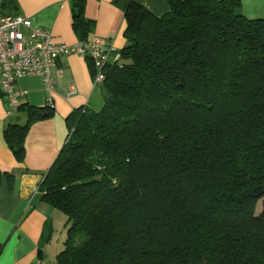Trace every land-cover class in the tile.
I'll list each match as a JSON object with an SVG mask.
<instances>
[{"label": "trees", "instance_id": "obj_1", "mask_svg": "<svg viewBox=\"0 0 264 264\" xmlns=\"http://www.w3.org/2000/svg\"><path fill=\"white\" fill-rule=\"evenodd\" d=\"M165 1L161 17L128 1L105 105L67 118L39 186L67 218L56 264H264V19L237 0ZM19 111L5 138L22 158L43 112Z\"/></svg>", "mask_w": 264, "mask_h": 264}, {"label": "crops", "instance_id": "obj_2", "mask_svg": "<svg viewBox=\"0 0 264 264\" xmlns=\"http://www.w3.org/2000/svg\"><path fill=\"white\" fill-rule=\"evenodd\" d=\"M128 1L87 0L83 15L93 24L84 35L73 25L74 0H0V16H23L67 45L101 38L122 51L128 44L124 13ZM132 1L157 17L169 12L165 0ZM237 1L244 17L264 19V0ZM57 67L64 76L52 90L39 77L17 82L16 89L23 94L19 105L43 112L40 119L31 122L22 158L15 155L5 131L11 124H27L28 115L21 111L9 114L7 98L0 92V264H35L39 260L56 264L65 249L67 218L42 201L39 186L67 141V118L82 108L100 111L106 97L103 86L95 85L91 61L72 55L59 59ZM70 87L76 90L73 96L69 95Z\"/></svg>", "mask_w": 264, "mask_h": 264}, {"label": "built area", "instance_id": "obj_3", "mask_svg": "<svg viewBox=\"0 0 264 264\" xmlns=\"http://www.w3.org/2000/svg\"><path fill=\"white\" fill-rule=\"evenodd\" d=\"M72 55L93 63L96 86L103 85L108 64L120 57L119 51L104 39L67 45L57 42L46 30L34 27L23 16H0V92L7 98L9 114L17 111L23 97L16 89L19 80L39 77L52 90L64 76L57 67L58 60ZM75 94V88L70 87L69 95ZM35 264L46 263L39 260Z\"/></svg>", "mask_w": 264, "mask_h": 264}, {"label": "water", "instance_id": "obj_4", "mask_svg": "<svg viewBox=\"0 0 264 264\" xmlns=\"http://www.w3.org/2000/svg\"><path fill=\"white\" fill-rule=\"evenodd\" d=\"M193 46H191V50H192ZM104 96L107 97V92L104 90ZM47 115L45 114L44 117H46Z\"/></svg>", "mask_w": 264, "mask_h": 264}]
</instances>
